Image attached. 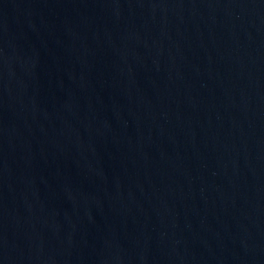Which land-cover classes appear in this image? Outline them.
Segmentation results:
<instances>
[{"label":"water","instance_id":"water-1","mask_svg":"<svg viewBox=\"0 0 264 264\" xmlns=\"http://www.w3.org/2000/svg\"><path fill=\"white\" fill-rule=\"evenodd\" d=\"M0 264H264V0H0Z\"/></svg>","mask_w":264,"mask_h":264}]
</instances>
